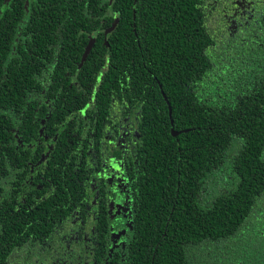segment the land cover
Instances as JSON below:
<instances>
[{"label":"trees","instance_id":"16d2710c","mask_svg":"<svg viewBox=\"0 0 264 264\" xmlns=\"http://www.w3.org/2000/svg\"><path fill=\"white\" fill-rule=\"evenodd\" d=\"M109 171L135 212L109 264H264V0H0V264Z\"/></svg>","mask_w":264,"mask_h":264},{"label":"flooded vegetation","instance_id":"af4514ba","mask_svg":"<svg viewBox=\"0 0 264 264\" xmlns=\"http://www.w3.org/2000/svg\"><path fill=\"white\" fill-rule=\"evenodd\" d=\"M93 43L94 40H90L86 49L88 46L91 49ZM109 174L111 177L104 179L106 183L102 188L96 184L95 178L90 181L86 179L82 182L78 181L77 183L84 187L81 192L84 196L82 200L81 198L77 200L76 205H73L71 217L62 221L60 225H54L49 234L43 235L34 244L18 249L8 264H11L14 258L21 256L26 248H41L42 251L45 247L46 251H51L52 245H58L60 241L66 244V240L71 243L83 241L85 246L81 252H74L72 245L66 244L68 257L63 264H97L95 253L102 245L100 243L102 237L105 241L103 247H106L107 256L110 258L105 259L104 264L112 263L116 256L124 258L132 242L135 217L134 201L130 195L131 180L125 175L122 177L119 171H109ZM13 181L14 177L11 180L7 176L0 177V188L11 192ZM18 194L23 199L26 192ZM81 204L86 208L83 212L79 208ZM31 206H34L33 203Z\"/></svg>","mask_w":264,"mask_h":264},{"label":"rangeland","instance_id":"374dc122","mask_svg":"<svg viewBox=\"0 0 264 264\" xmlns=\"http://www.w3.org/2000/svg\"><path fill=\"white\" fill-rule=\"evenodd\" d=\"M213 181L214 180H210V182L207 184V187H206L207 188L206 194L208 195V197H211L213 193L218 192L215 187V182ZM66 244H71L72 245L71 248L73 249L74 252L76 251L81 252L85 246L83 241L71 243L69 240H66ZM66 244L64 243V241L62 242L60 241L58 245L54 244L51 246L52 248L51 251H46L45 247L43 248L42 251H41V248H38V249L26 248L25 252L21 256L14 258L11 264H63L65 258L68 257L66 254L68 251ZM247 252H248V248L245 249V251H243L245 256ZM196 256H199L200 258H202L201 254H196ZM207 258L208 257L206 256L202 258L201 261H197L196 259H194L193 264H203V260L204 259L206 260ZM207 260L209 261V259ZM69 261L70 260H68L67 262Z\"/></svg>","mask_w":264,"mask_h":264},{"label":"water","instance_id":"95a60500","mask_svg":"<svg viewBox=\"0 0 264 264\" xmlns=\"http://www.w3.org/2000/svg\"><path fill=\"white\" fill-rule=\"evenodd\" d=\"M89 50H90V46H88L87 49L85 50L83 58L86 57V55L88 54ZM162 95H163L165 101L167 102V99H166L165 95L163 93H162ZM167 105H168V110H169L170 123H171V126H173V121L171 120V107H170V105L168 103H167ZM178 134H179L178 132H175L173 129H171V135L173 137H176Z\"/></svg>","mask_w":264,"mask_h":264}]
</instances>
